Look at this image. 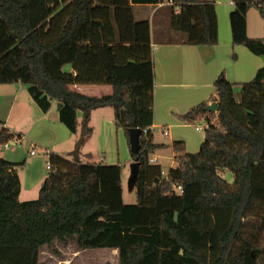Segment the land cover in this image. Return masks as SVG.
Masks as SVG:
<instances>
[{"label": "trees", "instance_id": "16d2710c", "mask_svg": "<svg viewBox=\"0 0 264 264\" xmlns=\"http://www.w3.org/2000/svg\"><path fill=\"white\" fill-rule=\"evenodd\" d=\"M233 2L234 45L264 58V38H250L247 21L251 7L264 19V0ZM167 4L183 44H219L213 0H0V84L28 87L44 113L61 103V122L73 135L81 130L70 160L46 153L51 168L36 200H20L26 160L0 157V264H40L44 247L69 240L81 251H117L119 264H264V235L249 233L263 228L250 220L264 215V67L243 84L222 74L208 101L179 116L204 129L199 153L176 156L166 177L151 162L162 148L145 133L155 118L151 24L134 7ZM76 86L112 93L91 97ZM213 103L217 112H208ZM109 107L140 164L135 205L124 202L122 165L80 159L92 113ZM130 129L142 130L138 154ZM15 137L0 128V145Z\"/></svg>", "mask_w": 264, "mask_h": 264}, {"label": "crops", "instance_id": "0c3cea01", "mask_svg": "<svg viewBox=\"0 0 264 264\" xmlns=\"http://www.w3.org/2000/svg\"><path fill=\"white\" fill-rule=\"evenodd\" d=\"M213 1L216 3L219 20V44L216 46L183 44L184 37L171 28V6L168 4L134 7L136 19L148 20L151 24L155 73V118L151 129L154 143L162 146L152 155V159L158 165L162 162L169 163L167 171L161 166L165 177L176 166V156L199 153L205 139L204 129L199 126V130L185 123L179 116L208 101L215 94L214 84L222 74H225L227 80L233 84H243L252 81L257 72L264 67L263 57L253 54L245 46L233 43L230 22V15L235 10L233 0ZM247 21L250 38L261 39L264 25L257 20L255 32L258 31V36L252 37L249 15ZM14 85L16 87L13 89L0 85V128H6L17 136L8 143V149L4 145V149L11 153L4 156L0 154V157L15 163L26 160V165L19 170L23 184L21 198L23 195L30 196L34 192L39 194L41 184L49 173L46 153H55L65 159H71V153L75 149L81 130L77 135H73L61 122L60 110L63 107L60 106L61 103L52 102L51 109L44 113L31 97L28 87L21 83ZM93 87L76 86L73 89L83 95L91 96ZM109 88L111 94L112 88ZM238 90L241 89L236 88V92ZM17 106L20 110H27V113L20 114L18 120H14L13 115ZM104 109L95 110L91 115L90 126L94 129L91 138L99 134L98 127L92 124ZM82 115L79 113V118H82ZM103 115L105 116L102 113L100 119L103 120L104 125ZM165 132H168L167 136ZM89 139H86L81 151L80 159L84 164L90 162L89 155L85 156ZM26 142L28 147L24 145ZM176 142H181L184 146L176 149ZM33 150L36 152L34 155L31 153ZM129 163L131 165L134 163L132 156ZM112 164L123 165L119 161L117 164L115 162Z\"/></svg>", "mask_w": 264, "mask_h": 264}, {"label": "rangeland", "instance_id": "374dc122", "mask_svg": "<svg viewBox=\"0 0 264 264\" xmlns=\"http://www.w3.org/2000/svg\"><path fill=\"white\" fill-rule=\"evenodd\" d=\"M249 23H250V35L252 37L258 36V31L255 32V22L262 23L264 25V19L260 16L259 11L255 7H251L249 10ZM264 33L261 39L264 38ZM67 72H70L72 69L66 67ZM2 87H8L13 89L16 87L14 84H0ZM111 92L109 87H93L91 96H105ZM26 95H29L26 92ZM237 97H240L241 90L236 92ZM8 106L5 111L7 112ZM2 113V112H1ZM27 113V110H20L19 106L16 107V110L13 115L14 120H18L20 114L23 115ZM102 113L105 114L103 125V120L100 119ZM100 120H102L100 122ZM98 127L99 134L93 138L91 136L87 137L89 139V147L85 153V156L90 157V162L87 163H96L103 165H114L121 162L123 165V189H124V202L127 205H135L137 203L136 190L134 186L130 185L131 179V160L130 147L128 140L123 130H117L114 126V110L112 108H106L96 116L94 124ZM27 134V132H25ZM28 147V143H24ZM14 149V148H13ZM6 152V153H3ZM8 153L4 149V145H0V154L7 155ZM161 166L165 171L168 170L169 163L162 162ZM176 167V166H175ZM21 170V169H20ZM221 175L226 178L228 181L233 182V177L230 173L222 171ZM39 194L34 192L30 196H24L20 198L22 201H32L38 199ZM251 222H256L263 226L262 230L260 228L251 227L249 233H258L264 235V215L259 216L258 218H252ZM40 264H119V255L118 252H113L110 249H92L87 251H81L76 241L69 240L65 243L55 242L51 247H44L41 251Z\"/></svg>", "mask_w": 264, "mask_h": 264}, {"label": "water", "instance_id": "95a60500", "mask_svg": "<svg viewBox=\"0 0 264 264\" xmlns=\"http://www.w3.org/2000/svg\"><path fill=\"white\" fill-rule=\"evenodd\" d=\"M60 106H62V104H60ZM217 109H218V104L213 103L207 108V111L215 113V112H217ZM141 136H142V130L141 129H130L129 130L130 145H131V149H132L133 153H135V154H138L140 152ZM139 169H140V164L138 162H134L131 165L132 175H131V179H130V185L132 187L137 182L138 175H139Z\"/></svg>", "mask_w": 264, "mask_h": 264}, {"label": "built area", "instance_id": "2783aa9c", "mask_svg": "<svg viewBox=\"0 0 264 264\" xmlns=\"http://www.w3.org/2000/svg\"><path fill=\"white\" fill-rule=\"evenodd\" d=\"M199 130H200V128H199ZM145 133H146V134L150 133V134L153 135V130L150 128V129L146 130ZM164 134L167 136V135H168V132H165ZM5 148L8 149V148H9V145L6 144V145H5ZM31 153H32V155H34L36 152L33 150ZM151 162H152V163H155L156 161L152 159ZM47 168H48V170H50V168H51V166H50L49 163L47 164ZM178 191L182 193V187H179V188H178Z\"/></svg>", "mask_w": 264, "mask_h": 264}]
</instances>
